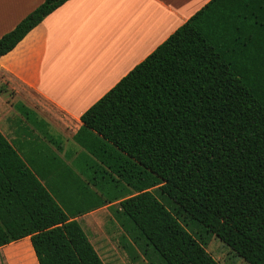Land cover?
<instances>
[{
  "label": "trees",
  "instance_id": "16d2710c",
  "mask_svg": "<svg viewBox=\"0 0 264 264\" xmlns=\"http://www.w3.org/2000/svg\"><path fill=\"white\" fill-rule=\"evenodd\" d=\"M66 1L44 0L1 36L0 57ZM17 110L36 134L26 147L0 132V248L13 243L11 264H102L76 218L106 206L145 255L217 264L161 200L264 264V0H210L81 115L66 151ZM26 150L49 153L55 176Z\"/></svg>",
  "mask_w": 264,
  "mask_h": 264
},
{
  "label": "crops",
  "instance_id": "0c3cea01",
  "mask_svg": "<svg viewBox=\"0 0 264 264\" xmlns=\"http://www.w3.org/2000/svg\"><path fill=\"white\" fill-rule=\"evenodd\" d=\"M43 1L0 0V37ZM209 1H66L0 57V126L6 130L0 132L11 144L35 142L36 132H29L34 117L27 121L17 110L23 105L65 151L66 144L75 146L81 115ZM23 156L43 176H55L49 153ZM27 242L29 237L14 243Z\"/></svg>",
  "mask_w": 264,
  "mask_h": 264
},
{
  "label": "rangeland",
  "instance_id": "374dc122",
  "mask_svg": "<svg viewBox=\"0 0 264 264\" xmlns=\"http://www.w3.org/2000/svg\"><path fill=\"white\" fill-rule=\"evenodd\" d=\"M7 95L2 99L8 100ZM1 127V126H0ZM6 132L4 126L1 127ZM72 143L66 146L72 147ZM166 208L171 210L172 216L195 238L217 264H247L235 255L214 235L205 231L203 227L188 223L181 215L175 213L170 204L161 200ZM103 207L78 219L89 243L102 264H163L151 247L142 249L133 241L132 237L121 226L122 220L115 218L113 211L117 208ZM9 246V245H8ZM5 247L0 248V264H11L5 255ZM36 258V257H35ZM37 260V259H36ZM38 263V262H37Z\"/></svg>",
  "mask_w": 264,
  "mask_h": 264
}]
</instances>
